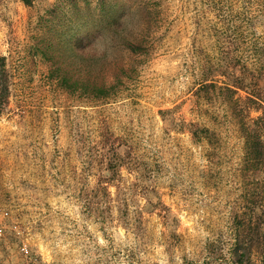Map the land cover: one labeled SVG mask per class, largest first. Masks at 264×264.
I'll list each match as a JSON object with an SVG mask.
<instances>
[{
    "label": "rangeland",
    "instance_id": "obj_1",
    "mask_svg": "<svg viewBox=\"0 0 264 264\" xmlns=\"http://www.w3.org/2000/svg\"><path fill=\"white\" fill-rule=\"evenodd\" d=\"M153 1L151 48L90 101L27 51L62 0H0V264L200 262L208 242L226 254L235 220L264 236V163L244 143L264 107V0ZM251 249L264 264V238Z\"/></svg>",
    "mask_w": 264,
    "mask_h": 264
},
{
    "label": "trees",
    "instance_id": "obj_2",
    "mask_svg": "<svg viewBox=\"0 0 264 264\" xmlns=\"http://www.w3.org/2000/svg\"><path fill=\"white\" fill-rule=\"evenodd\" d=\"M20 1L28 6L33 0ZM156 14L153 0H62L46 9L27 51L46 63L47 77L63 91L90 101L104 100L121 89L137 58L151 48ZM9 75L0 55V111L9 95ZM213 86L203 83L206 90ZM254 121L245 132V158L259 166L264 163V107ZM259 230L258 221L235 220L226 254L208 242L206 258L184 259L180 264H210L216 256H226L230 264H254L251 248L264 238Z\"/></svg>",
    "mask_w": 264,
    "mask_h": 264
}]
</instances>
